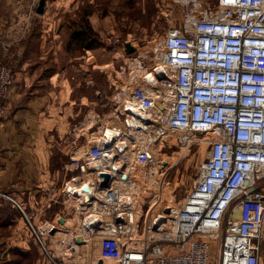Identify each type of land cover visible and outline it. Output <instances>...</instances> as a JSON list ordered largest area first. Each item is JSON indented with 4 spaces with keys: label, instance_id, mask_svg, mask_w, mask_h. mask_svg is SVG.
<instances>
[{
    "label": "built area",
    "instance_id": "1",
    "mask_svg": "<svg viewBox=\"0 0 264 264\" xmlns=\"http://www.w3.org/2000/svg\"><path fill=\"white\" fill-rule=\"evenodd\" d=\"M166 1L182 12L180 22L120 73L118 107L92 144L71 153L62 199L77 201L80 220L70 240L58 221L37 226L31 210L0 193L51 264H78L81 249L100 238L113 264H264V0ZM14 81L13 65L0 58V118ZM197 135L206 152L194 187L161 204L160 155Z\"/></svg>",
    "mask_w": 264,
    "mask_h": 264
},
{
    "label": "rangeland",
    "instance_id": "2",
    "mask_svg": "<svg viewBox=\"0 0 264 264\" xmlns=\"http://www.w3.org/2000/svg\"><path fill=\"white\" fill-rule=\"evenodd\" d=\"M37 3L38 0H0V58L16 65L31 60L30 71L37 89L47 100L46 170L64 178L59 182L58 194L52 196L60 201L55 208L63 209V213L58 218L33 222L42 226L58 221L61 237L70 240L68 232L76 231L80 220L78 216L69 222V218L74 219L73 213H78L74 209L77 201L69 196L62 199V190L73 175L68 169L71 153L96 140L101 121L118 107L115 86L120 73L141 59L153 40L178 25L182 12L166 0H46L43 14L36 13ZM80 30L83 34L78 33ZM205 140L197 135L164 148L160 155L166 162L164 187L158 198L161 204L171 197L177 203L194 187L197 168L206 152ZM39 151L42 152L37 150L36 155ZM0 200L3 207L11 206L15 216L21 217L24 227L19 237L26 236L33 247L23 259L17 246H2L5 248L0 264L5 259H11L10 264H51L40 251L20 209L3 196ZM157 204L158 201L147 212L148 216ZM90 254L88 249H81L78 264H90ZM13 256L22 261L12 262ZM106 264L113 262L106 260Z\"/></svg>",
    "mask_w": 264,
    "mask_h": 264
},
{
    "label": "crops",
    "instance_id": "3",
    "mask_svg": "<svg viewBox=\"0 0 264 264\" xmlns=\"http://www.w3.org/2000/svg\"><path fill=\"white\" fill-rule=\"evenodd\" d=\"M31 62L12 63L15 81L7 97L5 115L0 118V193L16 197L35 214L37 222L58 218L63 213V209L55 208L60 201L52 196L58 194L59 182L64 178L52 176L46 170L47 100L37 89L30 71ZM37 150L42 152L36 155ZM3 206L0 200V254H4L2 250L6 246H17L19 256L26 259L33 247L26 236L19 237L23 221L15 216L11 206ZM17 259L21 260L13 256L12 262ZM10 261L5 259L3 263L10 264Z\"/></svg>",
    "mask_w": 264,
    "mask_h": 264
},
{
    "label": "bare ground",
    "instance_id": "4",
    "mask_svg": "<svg viewBox=\"0 0 264 264\" xmlns=\"http://www.w3.org/2000/svg\"><path fill=\"white\" fill-rule=\"evenodd\" d=\"M163 162H165V161H163ZM77 176V175H76ZM75 176V177H76ZM74 177V178H75ZM73 178V179H74ZM160 180L161 181V183H163V181H164V173L163 172H160V171H156V173H155V175H154V180ZM72 183H74V191H78V189H80V191H81V185L78 183V182H75L74 180H72L71 181ZM107 182V181H106ZM72 183H70V185H72ZM104 183H105V181H104ZM122 184H124L123 182H122ZM150 185H154L155 186V182L154 183H151ZM158 186H155V187H159L160 188V184H157ZM120 186V182H117L116 180H115V182H112V187L113 188H118ZM86 187V186H85ZM85 187H82V189L83 190H86V188ZM121 189L122 190H124L126 193H128V194H131V188H127L126 187V185L124 184V186L123 187H121ZM158 190V193H159V195H160V189H157ZM156 202L157 201H155L153 204H152V206L150 207V209L149 210H151L153 207H154V205L156 204ZM148 210V211H149ZM76 217L77 216H74V219H71V218H69V222H70V220H75L76 219ZM63 221V223H64V225H67L66 224V221H64V220H62ZM126 237H127V235H126ZM93 243V242H92ZM103 243H105V242H103V240H102V238H100V240L98 241V242H96L95 243V245H93V246H90L89 248H88V251L91 253V255L92 254H95V260L97 261V260H99V261H101V263L103 262V264H106V257L104 256V253H103V250H104V244ZM80 243H78V242H76V245L77 246H74V248H75V250H78L79 249V245ZM68 252H70V251H68ZM103 260V261H102ZM111 261V260H110ZM98 262V261H97Z\"/></svg>",
    "mask_w": 264,
    "mask_h": 264
},
{
    "label": "water",
    "instance_id": "5",
    "mask_svg": "<svg viewBox=\"0 0 264 264\" xmlns=\"http://www.w3.org/2000/svg\"><path fill=\"white\" fill-rule=\"evenodd\" d=\"M45 2H46V0H38L37 7H36V13L37 14H43L44 13ZM104 178H105L104 181L106 183L108 176L106 174H104ZM73 180L75 182H79L80 181V177L79 176H76ZM85 188L87 189V187H85ZM77 242L80 243L81 242V239L78 238L77 239ZM99 263H101V261H99Z\"/></svg>",
    "mask_w": 264,
    "mask_h": 264
},
{
    "label": "trees",
    "instance_id": "6",
    "mask_svg": "<svg viewBox=\"0 0 264 264\" xmlns=\"http://www.w3.org/2000/svg\"><path fill=\"white\" fill-rule=\"evenodd\" d=\"M79 34H83V32H81V30H80V32H78Z\"/></svg>",
    "mask_w": 264,
    "mask_h": 264
}]
</instances>
